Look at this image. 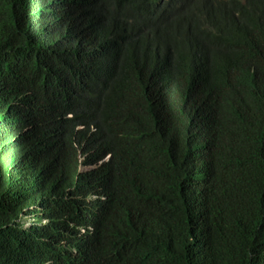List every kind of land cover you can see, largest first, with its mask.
Instances as JSON below:
<instances>
[{"label": "trees", "instance_id": "1", "mask_svg": "<svg viewBox=\"0 0 264 264\" xmlns=\"http://www.w3.org/2000/svg\"><path fill=\"white\" fill-rule=\"evenodd\" d=\"M0 264H264V0H0Z\"/></svg>", "mask_w": 264, "mask_h": 264}]
</instances>
